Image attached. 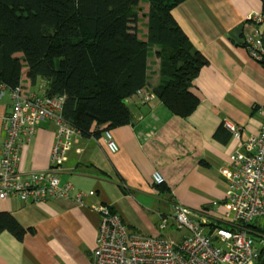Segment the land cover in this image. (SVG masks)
<instances>
[{"label": "crops", "instance_id": "crops-1", "mask_svg": "<svg viewBox=\"0 0 264 264\" xmlns=\"http://www.w3.org/2000/svg\"><path fill=\"white\" fill-rule=\"evenodd\" d=\"M263 9L262 0H185L176 6L174 18L208 61L194 80L192 90L199 98L195 110L181 117L156 96L143 102L135 94L126 100L132 122L110 129L118 151L108 148L103 126L98 136L83 137L85 150L79 159L53 172L78 190H94L86 205L72 198L39 202L0 198V213L11 214L25 229L22 238L8 230L0 232V264H89L100 225V214L91 204L110 206L134 233L175 242L185 237L166 236V229L175 226L171 216L176 204L214 213L212 203L224 200L227 187L221 167L230 162L236 145L224 120L238 124L244 137L263 125L259 109L264 108V66L244 45L245 35L255 28L249 16ZM146 22L144 18L139 26L143 39ZM158 69V59L152 56L148 74L153 84ZM23 91H46V81L39 78L33 83L24 76ZM10 111L11 97H0V159L3 117ZM55 130L49 119L38 125L20 151L22 173L51 167ZM155 172L163 176L162 184L154 181ZM164 221L169 225L162 230Z\"/></svg>", "mask_w": 264, "mask_h": 264}, {"label": "trees", "instance_id": "trees-1", "mask_svg": "<svg viewBox=\"0 0 264 264\" xmlns=\"http://www.w3.org/2000/svg\"><path fill=\"white\" fill-rule=\"evenodd\" d=\"M184 1L147 0L143 12L142 0H0V82L16 88L24 76L44 79L46 94L64 96L62 115L83 137L130 124L125 100L140 89L187 117L199 103L194 80L208 61L174 18ZM144 18L146 39L139 35ZM152 56L159 64L154 84ZM3 230L25 233L9 213H0Z\"/></svg>", "mask_w": 264, "mask_h": 264}, {"label": "built area", "instance_id": "built-area-1", "mask_svg": "<svg viewBox=\"0 0 264 264\" xmlns=\"http://www.w3.org/2000/svg\"><path fill=\"white\" fill-rule=\"evenodd\" d=\"M264 2V0H262ZM255 28L244 37L250 57L264 66V9L252 13ZM11 97V111L3 117L5 140L0 159V198L16 196L23 202L72 198L86 205L94 190H78L54 168L76 162L85 144L82 132L62 115L64 96L46 91L26 94L23 87L11 88L0 82V97ZM142 101L153 95L138 90ZM264 116V108L259 109ZM56 126L47 170L22 173L20 151L36 134L43 120ZM224 127L236 141L230 162L221 167L227 187L221 203H212L214 213L176 204L171 216L175 227L186 231L180 242L164 236L142 235L129 230L121 215L110 206L97 203L89 207L100 214L95 247L89 264H259L264 251V120L256 133L243 136L242 128L226 119ZM105 142L118 151L110 129ZM156 183L164 181L159 172ZM263 222V223H262ZM169 222L161 223L165 229Z\"/></svg>", "mask_w": 264, "mask_h": 264}, {"label": "rangeland", "instance_id": "rangeland-1", "mask_svg": "<svg viewBox=\"0 0 264 264\" xmlns=\"http://www.w3.org/2000/svg\"><path fill=\"white\" fill-rule=\"evenodd\" d=\"M142 5H143V8H144V10H147V8H146V4L148 3L147 2V0H142ZM148 5V4H147ZM144 10H143V12H144ZM144 30V29H143ZM169 219H170V217H169ZM263 223V222H262ZM261 228H263V230H264V225L263 224H261ZM168 230V232L166 233V236H167V234L168 235H170L171 237H173L175 240H178L180 237H181V235L182 234H185L186 233V231L184 230V229H180V228H177V227H175V226H169L167 229H166V231Z\"/></svg>", "mask_w": 264, "mask_h": 264}, {"label": "water", "instance_id": "water-1", "mask_svg": "<svg viewBox=\"0 0 264 264\" xmlns=\"http://www.w3.org/2000/svg\"><path fill=\"white\" fill-rule=\"evenodd\" d=\"M264 40V38H263ZM125 103H127V101L125 100ZM259 264H264V257L262 258V260L259 262Z\"/></svg>", "mask_w": 264, "mask_h": 264}]
</instances>
